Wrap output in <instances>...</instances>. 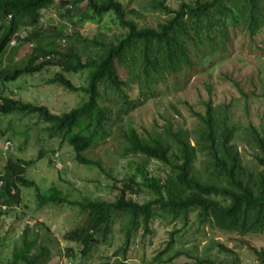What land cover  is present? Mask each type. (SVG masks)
Returning <instances> with one entry per match:
<instances>
[{
    "label": "trees",
    "instance_id": "1",
    "mask_svg": "<svg viewBox=\"0 0 264 264\" xmlns=\"http://www.w3.org/2000/svg\"><path fill=\"white\" fill-rule=\"evenodd\" d=\"M167 2L0 0V57L10 50L11 41L22 31H27L29 38L20 46L29 42L36 44L29 50L24 66L14 65L0 70V116L37 115L48 125L45 129L48 139H59L73 149L78 163L100 170L102 167L98 162L86 159L83 154L94 144L110 137L112 128L117 127L124 142L125 156H141L148 162L160 164V170H170L161 178L152 175L153 170L147 165L137 169L142 183L137 182L136 176L129 178L127 184L118 189L119 196L112 203L86 197L68 202L86 218L78 228L65 234L63 240L78 245L79 254L84 257L90 255L93 248L107 244L118 225L119 233L124 236V245L117 249L115 256L125 259L136 238L143 244L150 233V223L156 218L180 221L186 226L195 215L202 226L235 232L243 238L264 234V171L253 173L242 164L236 146L231 144L236 128L229 126L227 106L213 107L211 96L205 103V114L196 115L198 126L194 131L179 126L174 130L172 118L165 117L167 125L162 132L145 136L133 127L131 117L125 122L120 119L131 111L134 103L127 92L130 83L122 80L124 67L139 68L142 86L152 94L155 85L178 77L184 70H192L196 62L199 67H204L215 55L223 56L233 32L229 30L230 23L234 27L240 24L230 8L232 0H182L178 9L170 8ZM244 2L249 7L245 13L248 19L246 29H243L248 37H254L264 26V0ZM50 9L62 12L74 27L87 23L94 26L104 17H112L103 31L114 26L120 32L114 40H107L103 34L95 39L92 36L84 38L70 26L71 30L65 31L64 35L54 29L46 33L43 11ZM150 11L160 14L155 25L146 20ZM81 43L95 44L103 50L95 52L89 49L90 46L78 50ZM61 46H65L63 50ZM50 54L55 55L53 60L40 61L43 55ZM54 67L59 72L50 78V85L69 94H84L77 108L62 114H53L46 106L23 102L12 86L25 75L32 76ZM79 73H86V87H77L68 79ZM173 111L178 114L175 109ZM191 136H194V145ZM245 136L247 144L258 152L255 157L258 167L264 170V131L260 133L250 126ZM46 155L42 151L37 160ZM35 162L5 161L0 174V183H3L0 206L6 205L8 210L2 212L0 208V218L13 211L18 213V208L26 210L22 206V191L34 185L26 179V173ZM144 189L154 198L139 204L134 198L139 197ZM61 196L56 188L46 193L37 190L36 205L41 210L47 205L68 201ZM18 217L17 222L26 221L24 218L21 222V215ZM177 233L181 232L175 231L173 235ZM27 235L28 227L23 232L22 247L12 254L10 264H49L52 255L48 246H39L37 240L27 241ZM9 237L8 234L2 240L6 246ZM172 244L173 241L155 261L168 254ZM70 251L71 248L67 250L68 255L73 253ZM255 253L260 264H264V251L255 250ZM193 260V264H216L199 257H193ZM5 261L8 260H2L0 264Z\"/></svg>",
    "mask_w": 264,
    "mask_h": 264
},
{
    "label": "rangeland",
    "instance_id": "2",
    "mask_svg": "<svg viewBox=\"0 0 264 264\" xmlns=\"http://www.w3.org/2000/svg\"><path fill=\"white\" fill-rule=\"evenodd\" d=\"M181 1L168 0L167 5L178 9ZM131 3L133 7L136 6ZM248 7L244 0H232L230 8L238 16L240 24L234 27L230 23L229 30L233 32L223 56L215 55L204 67H199L196 62L192 70H184L178 77L168 78L166 83L155 85L152 94L142 86L143 80L139 79L142 73L139 68L130 69L129 64H126L128 67H124L121 72L122 80L130 83L127 92L134 103L129 113L120 115L121 121L125 122L131 117L133 127L145 136L162 132L164 125H167L165 117L172 118L174 130L179 126L194 131L198 126L196 115L205 114V103L212 96L213 107H228L229 126L236 128L231 144L236 146L242 164L253 173L264 171L258 167L255 159L258 152L247 144L245 136L250 126L260 133L264 131V26L254 37H248L243 29H246L248 21L245 16ZM43 13L46 33L54 29L64 35L65 31L72 28L84 38L92 36L95 39L103 34L107 40H114L120 32L114 26L108 27L107 32L103 31L104 26L111 23L109 21L112 17H104L94 26L87 23L74 27L63 17L62 12L50 9ZM159 16V13L150 11L146 20L155 25ZM161 18L164 19L165 16L162 15ZM87 46L95 52L103 50L95 44L86 43H81L78 50ZM28 47L29 45L19 46L2 56L0 70L14 65L24 66L27 63ZM64 47L61 46V50ZM58 72V68L54 67L32 76L25 75L12 86L17 89L18 97L25 103L46 106L53 114L69 112L81 104L84 94H69L60 87L50 85L48 81ZM86 78V73L68 77L80 88L86 87ZM8 120L13 121V126L5 136L0 137V173L3 172L6 159L36 162L26 173V179L34 185L22 191V206L26 210L21 209V214L13 211L0 221V261L8 260L4 264H10L12 254L22 247L23 232L27 227V241L37 240L39 246H48L52 255L49 264H193V257L209 259L216 264H260L255 250L264 251V234L246 235L243 238L235 232L222 231L209 225L202 226L195 215L191 216L186 226L180 221L169 222L156 218L150 223V233L143 244L136 238L125 259L115 256L117 249L124 245V236L119 233L117 225L107 244L102 243L93 248L91 254L84 257L79 254L78 245L63 240L65 234L78 228L86 218V215H79L78 208L68 202L80 201L86 197L112 203L119 196L118 189L125 186L129 178L136 176L137 182L142 183L137 169L147 165L149 170H153L152 175L161 178L170 173V170H160V164L155 161L148 162L141 156H125L124 142L117 127L112 128L110 137L94 144L83 154L86 159L98 162L102 167L100 170L95 166L78 163L73 149L59 142V139H48L45 131L48 125L39 122L36 116H13L6 121ZM8 139L14 146L12 153L4 152L1 147ZM190 141L194 145V136H191ZM42 151L47 155L37 160ZM56 158L59 162L53 163ZM52 188L60 191L61 198L68 201L47 205L39 210L36 205V191L46 193ZM153 198L144 189L134 199L139 204H144ZM19 215L22 217L21 222H26H17ZM175 231L181 233L173 235ZM8 234L10 240L6 246L2 240ZM171 241L173 244L168 254L160 259L161 262L155 261ZM69 248L73 253L68 255ZM170 258H173L172 262H166Z\"/></svg>",
    "mask_w": 264,
    "mask_h": 264
},
{
    "label": "clouds",
    "instance_id": "3",
    "mask_svg": "<svg viewBox=\"0 0 264 264\" xmlns=\"http://www.w3.org/2000/svg\"><path fill=\"white\" fill-rule=\"evenodd\" d=\"M29 38V33L27 32V31H22V32H20L18 35H16L15 37H14V39L11 41V43H10V50L9 51H12V50H16L22 43H24V42H26L27 41V39ZM26 45H29V47H28V51L30 50V49H32L34 46H36V44H32L31 42H29V43H25V44H23L22 46H26ZM9 51L7 52V53H9ZM6 53V54H7ZM5 54V55H6ZM51 55V54H50ZM4 56V55H3ZM46 56H48V55H43L41 58H43L44 60H41V58H40V61L41 62H44V61H51V60H53L54 58H55V55H53L54 56V58L53 59H51V60H45V57ZM1 58V57H0ZM13 116H16V117H18L16 114H11V115H6V116H4V115H1L0 116V129H1V131H2V134L0 135V137H2V136H5L10 130H11V128H12V126H13V121L12 120H8V121H6L8 118H10V117H13ZM26 116H36L37 118H38V121L39 122H43L42 120H40V118L37 116V115H26ZM4 123H6V127H4L3 128V125H4ZM1 147H2V149H3V151L4 152H6V153H12L13 151H14V146H13V144H12V142H11V140H6L2 145H1ZM57 155V158H58V154H56ZM57 158L56 159H54V161H53V163H57V162H59V161H57ZM8 159H6V161H7ZM9 160H13V159H9ZM4 168V167H3ZM1 174V173H0ZM3 186V183L1 182L0 183V187H2ZM13 194H14V192H13ZM0 208H1V210H2V212H6L7 210H8V206H6V205H1L0 206ZM17 212L20 214L21 212H20V208H18L17 209ZM11 215V214H10ZM5 217H8V216H6V215H4V216H2L1 218H0V221H1V219H3V218H5ZM26 222V221H25Z\"/></svg>",
    "mask_w": 264,
    "mask_h": 264
},
{
    "label": "built area",
    "instance_id": "4",
    "mask_svg": "<svg viewBox=\"0 0 264 264\" xmlns=\"http://www.w3.org/2000/svg\"><path fill=\"white\" fill-rule=\"evenodd\" d=\"M63 43H65V40H63ZM53 58H54L53 55H48V56L45 57V60H51V59H53ZM41 60H44V59L41 58Z\"/></svg>",
    "mask_w": 264,
    "mask_h": 264
}]
</instances>
